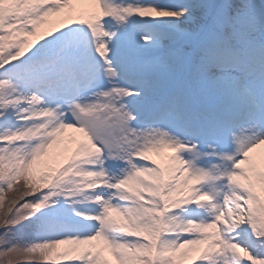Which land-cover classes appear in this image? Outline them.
Instances as JSON below:
<instances>
[{
	"label": "snow or ice",
	"instance_id": "1",
	"mask_svg": "<svg viewBox=\"0 0 264 264\" xmlns=\"http://www.w3.org/2000/svg\"><path fill=\"white\" fill-rule=\"evenodd\" d=\"M0 264H264V0H0Z\"/></svg>",
	"mask_w": 264,
	"mask_h": 264
}]
</instances>
